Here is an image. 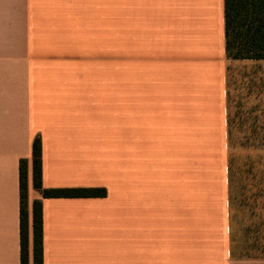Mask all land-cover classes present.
<instances>
[{
	"label": "crops",
	"instance_id": "1",
	"mask_svg": "<svg viewBox=\"0 0 264 264\" xmlns=\"http://www.w3.org/2000/svg\"><path fill=\"white\" fill-rule=\"evenodd\" d=\"M114 5L107 49L105 1L0 0V264H21V159L29 264L37 199L43 264H233L225 0H129L125 45ZM36 137L45 188L107 194L43 197Z\"/></svg>",
	"mask_w": 264,
	"mask_h": 264
},
{
	"label": "rangeland",
	"instance_id": "2",
	"mask_svg": "<svg viewBox=\"0 0 264 264\" xmlns=\"http://www.w3.org/2000/svg\"><path fill=\"white\" fill-rule=\"evenodd\" d=\"M94 9L112 48L115 0ZM119 1V0H118ZM122 3V43L127 44L129 0ZM98 18V20H97ZM230 122L232 261L242 264L263 256L264 229V60L235 59L227 65Z\"/></svg>",
	"mask_w": 264,
	"mask_h": 264
},
{
	"label": "trees",
	"instance_id": "3",
	"mask_svg": "<svg viewBox=\"0 0 264 264\" xmlns=\"http://www.w3.org/2000/svg\"><path fill=\"white\" fill-rule=\"evenodd\" d=\"M225 29L228 58L264 60V0H225ZM32 161L33 186L41 191L43 197H95L107 194L102 187L45 188L42 184L40 137H36L33 142ZM28 168V160L21 159V264H29ZM261 222L264 229V216ZM33 253L34 264H43V210L40 199L33 204ZM242 264H264V254L259 261Z\"/></svg>",
	"mask_w": 264,
	"mask_h": 264
}]
</instances>
